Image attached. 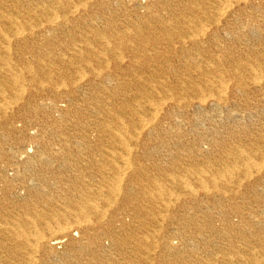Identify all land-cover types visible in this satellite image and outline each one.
<instances>
[{"label":"bare ground","instance_id":"6f19581e","mask_svg":"<svg viewBox=\"0 0 264 264\" xmlns=\"http://www.w3.org/2000/svg\"><path fill=\"white\" fill-rule=\"evenodd\" d=\"M262 115L264 0H0V264H264Z\"/></svg>","mask_w":264,"mask_h":264},{"label":"rangeland","instance_id":"374dc122","mask_svg":"<svg viewBox=\"0 0 264 264\" xmlns=\"http://www.w3.org/2000/svg\"><path fill=\"white\" fill-rule=\"evenodd\" d=\"M141 1H142V4H146L147 3V0H141ZM205 27H207V26H205ZM221 116H223V118L225 116H228V111H224L221 114ZM232 116H239V115H237V112L235 110H233ZM253 116L254 117L247 119L248 120L247 123L250 124V126L258 129L259 126H260V123H259L260 121L258 120L259 118L256 117L255 115H253ZM262 116H264V115H262ZM238 120H239V117L230 118L229 123H230V121H232L230 124H233L235 121H238Z\"/></svg>","mask_w":264,"mask_h":264}]
</instances>
